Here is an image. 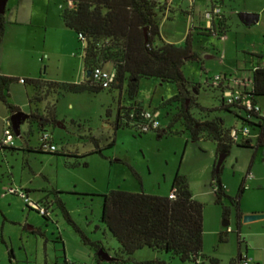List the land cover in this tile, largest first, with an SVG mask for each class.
Here are the masks:
<instances>
[{
	"label": "rangeland",
	"instance_id": "rangeland-1",
	"mask_svg": "<svg viewBox=\"0 0 264 264\" xmlns=\"http://www.w3.org/2000/svg\"><path fill=\"white\" fill-rule=\"evenodd\" d=\"M19 1L31 0H9L5 18L8 20L14 18L18 8L16 3ZM35 1L36 19L42 17V20L51 21L58 18L62 22L60 16L66 6L62 0ZM194 2L196 5L193 9ZM175 3L176 6L181 4L183 8L188 7L190 12L193 9L192 15H187L180 8L176 9L174 18L163 26V33L169 40L182 42L189 32L191 20L195 19L196 25L199 22L203 25L207 22L206 0H175ZM252 3L251 0H238L235 5L236 8L243 9L252 6ZM227 10L232 12L230 8H226ZM30 12L31 10L28 14ZM229 23L231 29L226 38L210 39V42L220 50V55L212 53L211 55L216 57L208 58L200 44L195 45L196 51L205 61L206 71L197 63H189L185 67V75L191 83L203 85L199 91H195L193 86L190 89L193 90L194 99L204 107L220 106L219 92L205 87L207 79L215 78L219 72L226 70V67L230 68L233 74L242 73L241 70L249 64L246 62L249 61V57L245 47H251L254 42L264 43V34L260 30L263 22L251 28L247 27L237 13ZM36 24L39 27L18 28L16 34L19 32L23 36L32 37L37 31L41 36L44 28L39 23ZM6 25L9 39L11 28L9 23ZM49 28L44 47L40 41L35 50H29L26 47L32 46L27 43L19 55L30 59L31 55L36 54L38 57V52L44 50L43 70L49 66L50 74H59L70 80L73 77L79 78L81 72L77 59L81 60L82 54L76 33L66 30L63 34L59 30L51 29L52 26ZM69 50H73L76 57L70 56ZM107 70L113 69L108 65ZM177 92L176 83L144 78L140 83L138 98L144 108L156 110L163 101L171 99ZM120 100L125 105L129 104L126 86L123 91H104L98 94L67 93L61 96L57 103L58 119L64 120L65 126L48 127L57 146L64 153L60 155L37 153L29 149L0 151V264H64L65 256L82 264H117L114 261L99 263L95 257V249L84 244L80 234L65 219L60 208L52 209L51 221H48L40 213L30 210L26 201L12 190L31 188L30 198L34 202L41 201L54 190L60 191L59 197L66 204L72 219L92 241L100 242L114 257L120 250L119 242L110 231L97 228L98 225H102L103 198L100 195L119 189L167 196L179 172L187 177L195 198L205 205V254L218 258V264H230L239 253L243 255L247 253L255 264L258 262L264 264V218L244 222L238 218L233 208L229 219L230 228L234 232L228 234L226 242L219 241L216 230L225 231L227 227L223 226L222 205L216 202L212 186L214 166L218 164L217 143L207 137L193 140L191 132L179 122L174 123L169 133L161 138L153 131L140 135L130 128L119 130L115 134L108 124L106 111L110 107L116 108ZM257 100L264 112V97H258ZM10 102L12 103L11 98ZM177 107V103L173 102L160 110L161 124L164 128L170 125L172 117L177 113ZM191 111L196 117L204 115L197 105H194ZM8 113L6 105L0 101V140L4 132V118ZM167 114H170V118L166 117ZM214 117L224 119L228 127L238 124L235 111L229 113L217 110L208 116ZM72 120L78 121L79 124H73ZM32 128L34 135L30 136L29 145L37 147L38 133L35 126ZM28 130L29 124H22V135L15 136L16 147L25 144L24 135ZM91 136L98 138L102 146L114 139L116 144L107 148L104 156L91 153L82 157L95 148ZM221 178L231 196H236L244 183L242 211L252 208L264 211V146L257 145L256 140L253 147L235 144L223 163ZM48 197L51 200L56 195ZM33 229L36 230L35 233L32 232ZM239 230L247 247L244 245L240 247ZM60 235L62 241L58 239ZM3 239L6 243L2 241ZM10 249L13 256L10 255ZM125 264H196V262L182 261L165 251L146 247L136 251ZM199 264L211 263L205 260Z\"/></svg>",
	"mask_w": 264,
	"mask_h": 264
},
{
	"label": "trees",
	"instance_id": "trees-1",
	"mask_svg": "<svg viewBox=\"0 0 264 264\" xmlns=\"http://www.w3.org/2000/svg\"><path fill=\"white\" fill-rule=\"evenodd\" d=\"M62 1L66 4L61 14L63 22L67 28L76 33L81 45L86 72H92V74L80 83L61 82L42 77L19 78L4 75L0 65V101L6 105L10 114L20 110L10 102L11 86L24 79L23 83L34 89V94L29 97L31 109L29 118L26 120L29 124V131L24 135L25 144L22 147L4 146L0 141V151L29 149L37 153L55 155L64 153L59 147L56 151L47 150L41 141L44 132L49 131V126H65V121H60L57 116L59 98L67 93L98 94L104 91H123L125 86L129 104L125 105L120 100L116 108H108L106 111L108 124L115 134L126 128L134 129L140 135L145 134L146 132H141L140 126L146 123L144 112L152 109L144 108L138 98L140 83L144 78L173 82L178 86V92L174 97L163 101L159 109L153 110L160 111L173 102L178 105L177 113L172 117L170 125L167 128L162 126L159 130H153L160 138L169 133L174 123H182L185 129L191 132L193 140L207 137L217 143L218 160L221 155L229 156L235 144L241 147H253L254 140H256L257 145L264 146V116L260 112L249 110L246 105L242 104V98L229 101L225 97V90L228 89L225 85L232 75L225 74L220 80L207 79L206 86L220 94V106L214 108L204 107L194 99L191 86L195 91H199L203 85L191 83L185 75L187 64H201L203 61L202 56L195 49L197 43H203L202 41L214 37L221 39L227 34L230 27L226 23L225 16H219L220 19L216 25L212 24L205 28L192 27L185 41L179 44L167 42L161 33V19L169 8V0ZM6 24L5 15H1L0 47L5 36ZM261 58L264 57L261 56ZM108 65L116 72V78L109 88H104L102 82L95 78L94 71L98 67L107 69ZM252 79L251 90L245 94L252 100L253 105L260 106L257 99L264 97V63L254 67ZM44 103L46 106L42 108L41 105ZM194 105L200 108L204 114L202 117H196L193 114L191 109ZM217 110H225L229 113L235 111L238 124L228 127L225 120L220 117L208 118L210 113ZM166 117L170 118V114ZM71 122L75 125L79 124L76 120ZM33 126L36 127L38 133L37 147L29 145L30 136L34 135ZM245 128L251 130L248 137L243 135ZM234 131L239 133L238 137L233 135ZM91 140L95 145L94 150L82 157L91 153L104 156V151L116 144L115 139L105 146H102L98 138L94 136H91ZM51 142L57 145L54 137ZM221 175L222 167L217 170V165H215L212 186L216 202L222 205V216L228 220L235 208L240 219L242 216L241 199L245 186H241L236 196H231ZM24 191L27 194L30 193L29 189H24ZM171 193H174V198H170ZM52 194L56 197L49 200L48 196ZM59 194L60 191L54 190L39 201L49 212V215L44 214L42 217L51 221V211L57 207L60 208L65 219L80 234L84 244L95 249L97 261L103 262L104 260L98 256L100 249L104 248L103 245L98 241H92L82 231L72 219ZM100 196L103 198L102 225H98L97 228L110 231L120 244V250L116 256L110 255L113 258L111 261L117 264L128 263L136 251L149 247L165 251L174 257H179L182 261H194L199 264L209 260L211 264L219 263L218 258L209 257L204 252L205 205L195 198L187 177L180 172L175 176L172 189L167 196L119 189L110 190ZM26 205L30 210L39 213L27 203ZM32 232L35 233L36 230L33 229ZM231 232L233 230L230 227L221 232L219 234L220 243L226 242ZM238 236L240 247L243 245L247 247L246 241L240 236V231H238ZM58 239L62 241L61 235ZM2 241L6 243L4 239ZM10 255L13 256L12 249H10ZM245 259L247 258L239 253L230 261V264H242ZM75 263L77 261H72L65 256L64 264Z\"/></svg>",
	"mask_w": 264,
	"mask_h": 264
},
{
	"label": "crops",
	"instance_id": "crops-1",
	"mask_svg": "<svg viewBox=\"0 0 264 264\" xmlns=\"http://www.w3.org/2000/svg\"><path fill=\"white\" fill-rule=\"evenodd\" d=\"M251 1L253 2L251 4L252 6L245 7L243 9L236 8L235 4L238 2V0H206L205 7H206V11L213 9L214 7H220L221 8L220 15H223L226 17V23H227V25H229V27H230L229 21L237 13L239 15L241 12L259 13L260 14V20L257 23L263 22V27L260 28V30H261V33L264 34V0H251ZM8 2H9V0H8ZM8 2H7V6H8ZM35 5H36L35 0H31L30 2L19 1L18 3H16V6L18 8H17V12H16L14 18L12 20H8L6 18L7 24L8 23L10 24L11 29H10V37L8 39L7 34H6L8 29H7V25H6L5 36H4L3 42H2L1 47H0V65H1L2 73L4 75H7V76H14V77H19V78H41L42 77V78L49 79V80H55V81H61V82H75V83H80V82L85 81V79L87 78V72L85 69L83 55H82L81 60L77 59V60H79L78 61V66H79L78 69L81 72V76L77 79H75L73 77L72 80H70L64 76H60L59 74H50V72L48 70L49 66H47L46 69L43 70L45 57L43 56L42 53H44V50H43V52L42 51L38 52V54H37V55H39L38 57L36 56V54L31 55L30 59H27L26 57L23 58V57H21L22 55H19V53L21 54V51L24 49V44L27 45V43H29L32 46V48L26 47V49H29V50H31V49L35 50L40 41L42 42L43 47H44L45 43L48 39V31L50 29L49 28L50 26H52L51 29L59 30L63 34H64V32H66V30H71L65 26L61 16L60 17H61L62 22L58 18L55 20H51V21L42 20V17H38V19H36L35 12H34V10L36 9ZM195 5H196V2H194L192 5L193 9H194ZM183 7L184 6H181V4L176 6L175 0H169V8L165 12V14L163 15V17L161 19V33H162L163 38L167 42H174V41L166 38V36L163 33V26L168 21H170L172 18H174L173 15H174L176 9L180 8L182 10V12L186 13L187 15H192L193 9L190 12L189 9H187L188 7H185V8H183ZM226 8H230V10L232 12H229L228 10L226 11ZM19 10H21V11L23 10L24 12H21ZM30 10H31V12H30V14H28V11H30ZM20 13H21V15H20ZM61 14H62V12H61ZM218 22H219V17H217V16H215L213 19H207V22L204 25L201 22H199V24L196 25L195 19H193V20H191L189 30L192 27H199V28L210 27L212 24H215V25L218 24ZM36 23H39V25L44 28V31H43L41 36L38 35L37 31L32 36L34 38L29 37L28 35L23 36L22 34H19V32L16 34V30H18V28L28 27V26L39 27V26H36V25H38ZM257 23H254L252 25H246L244 23L243 24L245 26L251 28V27L257 25ZM230 29H231V27L229 28V31L227 32V34L221 38V40L223 38L227 37L228 33L230 32ZM187 33H186V35H187ZM185 38H186V36H185ZM227 40H229V39H227ZM184 41H185V39H184ZM184 41L174 42V43L180 44V43H183ZM202 42L203 43H198V44H200V47H202L204 49V54H206V56L208 58H215L216 57L215 55H211L212 53H214V54L220 53V50L217 48V46L213 42H210V39L207 41H202ZM73 43H74V41H73ZM245 49H246L245 51H247L248 57H249V61L246 60V62L249 64L244 70H241L242 73L239 72V73L233 74L232 70L230 68L226 67V70L219 72L218 76L225 75V74L234 75V76H236V78L240 79V81L243 83H244V81L246 82V80H248V79L251 80L253 77L254 67L258 64L264 63V60H263L264 58L263 59L261 58V56L264 57V43L261 44L258 42H254L251 47L246 46ZM68 53L70 54V56L73 55V57H76V53L73 50H69ZM81 54H82V52H81ZM199 65L201 66V68H204V70L206 71L205 61H201V64H199ZM239 86H242L241 83L239 84ZM205 87H206V85H205ZM33 94H34V89L31 86L25 85L22 82H17L13 86H11L10 98L12 100V104L19 107L20 110H22L26 113L30 112L31 104L29 103V97H31ZM45 106H46V103L41 105L42 108H45ZM10 117H11V115L8 113L7 116L4 118V127H5V122L8 119H10ZM24 123H26V122H24ZM249 178H251V176H249ZM243 185H244V183H243ZM22 189H24V188H22ZM25 189H29L30 192L32 191L31 188H25ZM261 212H264V211H259V210H255L254 208H252V210H243L242 216L244 214H247V213H261ZM228 220H230V219H228ZM240 220H241V218H240ZM224 221H227V220L224 219ZM228 227H230V226H228ZM239 231H240V236H241V230H239ZM221 232H223V231H221L220 229L216 230V233H218V234H220ZM204 239H205V237H204ZM244 256L247 259L252 260L247 255V253L244 254ZM252 262H253V260H252ZM258 263L261 264L260 262H258Z\"/></svg>",
	"mask_w": 264,
	"mask_h": 264
},
{
	"label": "built area",
	"instance_id": "built-area-1",
	"mask_svg": "<svg viewBox=\"0 0 264 264\" xmlns=\"http://www.w3.org/2000/svg\"><path fill=\"white\" fill-rule=\"evenodd\" d=\"M220 13H221V8L220 7H214L213 9L206 11L205 15H206L207 19H213L215 16H217V17L221 16ZM219 19H220V17H219ZM94 76L97 80L102 82V85L104 88H109L111 83L114 82V80L116 78V72L113 70H107L103 67H98L94 71ZM222 76L223 75L216 76L215 78L217 80H220L223 78ZM252 81H253V79H251V80L248 79V80H246V82L244 81V83H243L240 81V79L236 78V76L232 75V77H230L228 79V82L225 85V87H228V89L225 90V97L229 101H233L234 99L242 98V104L246 105L249 110L260 112L261 115L264 116V112L261 109V107L257 106V105L256 106L253 105L252 100L250 98H248V96L245 94L247 91L251 90V89H249V87L252 86ZM21 82L23 83L24 79H21ZM240 83L242 86H239ZM160 115H161L160 111L146 110L144 112V117L146 119V123H144L143 125L140 126L141 132L147 133L149 131L159 130L162 127ZM249 117L250 116H248V118ZM238 134L236 131L233 132V135L236 137H238ZM250 134H251L250 128H245L243 131V135L248 137ZM15 136H16V133H15V130L13 128L12 121L10 119H8L5 122L3 137L1 139L2 145L14 146L15 145ZM52 139H53V135L51 134V132L46 131L42 135L41 141L47 150L56 151L58 149V146L51 142ZM12 192L16 195L21 196L29 206H31L35 210L39 211V213L41 215H44V214L49 215V212L46 210V208L44 206H42L39 203V201L34 202L33 200H31L30 194H27L24 191V189L12 190ZM170 198H174V193L170 194ZM75 264H82V263L77 262ZM242 264H254V263L250 259H245Z\"/></svg>",
	"mask_w": 264,
	"mask_h": 264
},
{
	"label": "water",
	"instance_id": "water-1",
	"mask_svg": "<svg viewBox=\"0 0 264 264\" xmlns=\"http://www.w3.org/2000/svg\"><path fill=\"white\" fill-rule=\"evenodd\" d=\"M7 2L8 0H0V16L5 15L6 13ZM239 16L241 18V21L246 25H252L260 20L259 13L241 12ZM91 74L92 72H87V76H90ZM29 115H30L29 113H26L22 110H19L18 112L11 115L10 120L12 121L13 128L17 136H21L22 134L21 126L29 118ZM226 158L227 156L224 155L220 156L217 164V170H220ZM262 218H264V214L247 213L241 217V220H243L244 222H251ZM230 224H231L230 220L223 221L224 227H228L230 226ZM98 256L101 257L104 261H111L113 259L104 248L100 249Z\"/></svg>",
	"mask_w": 264,
	"mask_h": 264
},
{
	"label": "flooded vegetation",
	"instance_id": "flooded-vegetation-1",
	"mask_svg": "<svg viewBox=\"0 0 264 264\" xmlns=\"http://www.w3.org/2000/svg\"><path fill=\"white\" fill-rule=\"evenodd\" d=\"M195 98V97H194Z\"/></svg>",
	"mask_w": 264,
	"mask_h": 264
}]
</instances>
